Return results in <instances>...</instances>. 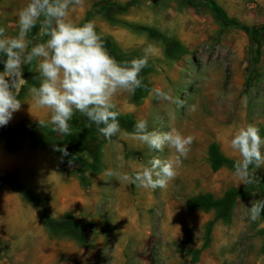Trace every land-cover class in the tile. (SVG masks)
Returning <instances> with one entry per match:
<instances>
[{
	"label": "rangeland",
	"instance_id": "rangeland-1",
	"mask_svg": "<svg viewBox=\"0 0 264 264\" xmlns=\"http://www.w3.org/2000/svg\"><path fill=\"white\" fill-rule=\"evenodd\" d=\"M27 3L0 0L8 36L17 35ZM69 18L94 22L118 61L154 45L140 74L147 90L117 93L122 132L111 140L79 112L69 121L72 135H59L40 126L50 113L28 94L39 86L36 62L23 67L21 109L0 127V264H264V212L256 221L248 214L264 199V166L250 167L258 181L245 184L230 147L248 124L264 137V0H84ZM38 32L28 40L38 41ZM155 89L183 106L157 99ZM142 119L150 130L194 137L163 189L108 174L133 176L153 156L177 155L151 152L130 135ZM63 147L69 156L55 150ZM229 193L224 207L193 206L198 196L220 201ZM79 197L84 205L68 209Z\"/></svg>",
	"mask_w": 264,
	"mask_h": 264
},
{
	"label": "clouds",
	"instance_id": "clouds-1",
	"mask_svg": "<svg viewBox=\"0 0 264 264\" xmlns=\"http://www.w3.org/2000/svg\"><path fill=\"white\" fill-rule=\"evenodd\" d=\"M84 0H29L18 12V33L8 36L0 26V127L6 126L13 114L21 109L17 98L22 85L23 67L36 62L39 86L28 88L34 104L47 109V120L38 121L42 128L51 127L59 135H72L69 121L76 112L87 118L89 126L95 124L100 135L108 140L122 132L120 112L114 102L117 93H135L144 87L141 72L148 67L149 58L156 48L149 44L143 55L130 61H118L104 45L94 22L82 25L70 18V10L82 6ZM39 26L40 39L30 41L28 35ZM47 38L46 40L44 38ZM29 45H31L29 47ZM155 97L183 106V101L169 92L155 89ZM194 110V108H193ZM127 134V133H125ZM151 152L174 149V159L153 156L133 176L110 171L121 180H130L138 187L163 189L178 175L183 159L188 157L194 137L185 136L177 129L160 131L149 129L147 120H138L130 134ZM230 147L239 152L241 159L234 162V174L245 184L258 180L255 170L264 166V137L254 124L240 127L230 140ZM69 156L67 147L56 148ZM69 160V165L72 164ZM264 212V199L252 201L249 218L256 221Z\"/></svg>",
	"mask_w": 264,
	"mask_h": 264
},
{
	"label": "trees",
	"instance_id": "trees-1",
	"mask_svg": "<svg viewBox=\"0 0 264 264\" xmlns=\"http://www.w3.org/2000/svg\"><path fill=\"white\" fill-rule=\"evenodd\" d=\"M143 84H144V87H142L140 89H137L135 91L136 94H139L140 92H145L147 90L146 82L144 80H143ZM213 154H214V156L217 155L215 152ZM217 163H221V161L218 160ZM232 196H234V194L229 193L220 201H212V200H210L207 197L198 196V197H196L194 199L193 206L196 207V208L197 207H202V208H210V207L221 208V207H224L228 202L232 201Z\"/></svg>",
	"mask_w": 264,
	"mask_h": 264
},
{
	"label": "crops",
	"instance_id": "crops-1",
	"mask_svg": "<svg viewBox=\"0 0 264 264\" xmlns=\"http://www.w3.org/2000/svg\"><path fill=\"white\" fill-rule=\"evenodd\" d=\"M84 205V199L82 197L76 198L75 201L68 207L70 210H74L76 208H81Z\"/></svg>",
	"mask_w": 264,
	"mask_h": 264
}]
</instances>
